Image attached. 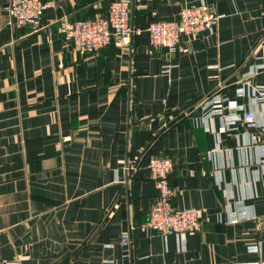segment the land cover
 <instances>
[{"label":"crops","instance_id":"crops-1","mask_svg":"<svg viewBox=\"0 0 264 264\" xmlns=\"http://www.w3.org/2000/svg\"><path fill=\"white\" fill-rule=\"evenodd\" d=\"M52 1L35 30L0 0V264H264V0H132L143 29L202 2L221 15L182 36L168 72L145 31L90 53L59 32L62 16H105L112 0ZM213 94L257 122L207 113ZM157 156L174 163V208L199 210L201 228H138Z\"/></svg>","mask_w":264,"mask_h":264},{"label":"built area","instance_id":"built-area-1","mask_svg":"<svg viewBox=\"0 0 264 264\" xmlns=\"http://www.w3.org/2000/svg\"><path fill=\"white\" fill-rule=\"evenodd\" d=\"M52 0H8L4 9L7 14L19 25L29 26L32 29L41 27V18L46 9L52 7ZM132 0H112L109 3L105 16H98L87 20H71L66 16L59 19V32L69 41L75 51L94 52L104 48L112 39L123 43L132 36L145 31L149 44L153 48L165 49L164 72L172 66L171 58L179 49L183 35L202 34L213 31L219 24L221 15L211 5L202 2L197 5L184 7L179 17L169 21H152L144 29L135 26L132 21ZM257 90L264 94V85L257 86ZM239 92H243L240 89ZM235 102L224 103L223 97L218 94L210 95L201 105L207 113L221 116L227 125H233L238 120H244L249 125L257 122L254 111L228 113L227 110ZM148 167L153 174L157 197L151 207L146 220L138 225L141 230L153 229L161 235H184L191 230L201 228L203 221L197 209L176 210L172 203L174 189L170 176L174 163L169 156H157L149 161ZM135 170V165L125 167ZM248 217L245 211L238 217L229 218L230 221ZM121 233L119 244L123 247L131 245L129 230ZM2 264H21L18 258L4 261Z\"/></svg>","mask_w":264,"mask_h":264}]
</instances>
